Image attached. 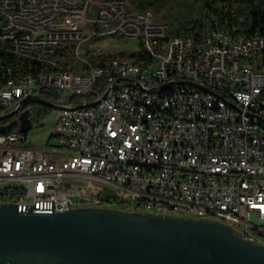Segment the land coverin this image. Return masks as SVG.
I'll return each mask as SVG.
<instances>
[{
    "label": "built area",
    "instance_id": "obj_1",
    "mask_svg": "<svg viewBox=\"0 0 264 264\" xmlns=\"http://www.w3.org/2000/svg\"><path fill=\"white\" fill-rule=\"evenodd\" d=\"M175 29L153 9L124 12L117 0H0L5 112L42 89L58 98L71 91L56 108L55 142L47 147L22 144V132L0 133V202L36 213L127 203L219 218L264 242V60L263 72H250L248 62L214 54L223 46L259 58L264 35L235 40L217 20L185 36ZM107 37L138 39L142 48L128 51L145 50L150 66L101 61L103 47L81 57V41ZM186 50L202 56V67L182 58ZM7 56L15 69L4 64ZM77 58L84 74L73 72ZM35 60L48 62L41 79L17 77V67Z\"/></svg>",
    "mask_w": 264,
    "mask_h": 264
},
{
    "label": "water",
    "instance_id": "obj_2",
    "mask_svg": "<svg viewBox=\"0 0 264 264\" xmlns=\"http://www.w3.org/2000/svg\"><path fill=\"white\" fill-rule=\"evenodd\" d=\"M60 107L39 94L0 114V133L15 115L33 126L28 102ZM83 104L79 105L82 106ZM0 264H264V242L211 216L107 205H78L54 213L19 211L0 202Z\"/></svg>",
    "mask_w": 264,
    "mask_h": 264
},
{
    "label": "trees",
    "instance_id": "obj_3",
    "mask_svg": "<svg viewBox=\"0 0 264 264\" xmlns=\"http://www.w3.org/2000/svg\"><path fill=\"white\" fill-rule=\"evenodd\" d=\"M136 7L139 9H152L153 2L151 0H132ZM199 1V0H195ZM203 7L205 13L200 18L183 20L179 23L178 27L175 29L176 35L185 36L189 34H194L197 31H201L207 25H211L213 20H217L219 26L229 33L240 34L245 36H262L264 35V0H203ZM124 53V54H123ZM119 55H127L133 57L135 53H118ZM116 54V55H118ZM115 54L110 52H103V59L101 61H106L107 57ZM138 58L134 61L136 64H143L149 56L145 50H140L138 52ZM71 60V58H68ZM64 61V60H63ZM150 61V58L148 59ZM72 61H65L62 63L63 67L66 68L68 64ZM4 64L12 68H16V60L13 57H4ZM68 68V67H67ZM0 79L3 78L5 72L0 71ZM39 95L50 100H58V92L55 90L42 89ZM35 102L30 101L27 103L26 107H30ZM52 109L45 105V112ZM5 112V107L0 104V114ZM3 122H12L9 126V132H20L17 122H14L13 117L4 120ZM123 208V207H122Z\"/></svg>",
    "mask_w": 264,
    "mask_h": 264
},
{
    "label": "rangeland",
    "instance_id": "obj_4",
    "mask_svg": "<svg viewBox=\"0 0 264 264\" xmlns=\"http://www.w3.org/2000/svg\"><path fill=\"white\" fill-rule=\"evenodd\" d=\"M97 1V0H94ZM153 2L152 9L155 14L163 21H166L170 25V30L178 27L179 23L183 20L200 18L204 15L205 10L203 7V0H151ZM92 9L89 13V17L96 15V2L93 3ZM81 57H85L86 51L92 49L99 50L103 47L106 52L119 51V50H134L141 49L140 41L138 39H132L122 41L121 39H114L113 37H107L102 41H95L92 39L83 40L80 42ZM258 60H264V53L258 54ZM82 59L77 58L76 67L73 69L75 74H84L85 71L81 68ZM71 96L70 90L60 91V98L56 102L58 105H63L69 102ZM34 124L32 128L25 134L27 139L22 144L34 147L42 148L47 147L49 142H55V138L52 136V132L56 123V108H52L45 112V105L35 102L30 106ZM13 120L20 125L18 116H14Z\"/></svg>",
    "mask_w": 264,
    "mask_h": 264
},
{
    "label": "bare ground",
    "instance_id": "obj_5",
    "mask_svg": "<svg viewBox=\"0 0 264 264\" xmlns=\"http://www.w3.org/2000/svg\"><path fill=\"white\" fill-rule=\"evenodd\" d=\"M21 3H28V0H21ZM117 7H119V9L123 10L124 12L137 11V7L132 0H117ZM233 38L235 40H242V41L251 40V42H258V36L248 37L245 35L233 34ZM124 52L132 53L131 55H133L134 53L138 54V52H132V51H124ZM137 54L133 55V57H129L126 54L125 55L115 54L110 57H107V59H109V62L122 66H134V65H136V67L150 66V61H148L150 56L146 61H143L144 62L143 64H138V63L136 64L134 61L138 58ZM214 54H218V61H231L235 59L241 62H248V69H250V72H263V65L259 63L258 58H250V52H248V49L232 48V51L230 53V49H225V47L223 46H214ZM157 55H164V48H157ZM182 58L188 59V64L193 65V67H202V56L197 55V51L194 50L182 51ZM63 60H64V54H55V61H63ZM67 67L72 68V62H70ZM47 69H48L47 61L35 60L34 62L27 63L26 65H24V67H17V77L41 79V76L44 75V71H46ZM5 83H6V76H3V78L0 79V84H5ZM117 207L127 208V203H117ZM54 212H58V211H53L50 213H54Z\"/></svg>",
    "mask_w": 264,
    "mask_h": 264
},
{
    "label": "flooded vegetation",
    "instance_id": "obj_6",
    "mask_svg": "<svg viewBox=\"0 0 264 264\" xmlns=\"http://www.w3.org/2000/svg\"><path fill=\"white\" fill-rule=\"evenodd\" d=\"M15 116H17V115H15ZM14 117V116H13Z\"/></svg>",
    "mask_w": 264,
    "mask_h": 264
}]
</instances>
